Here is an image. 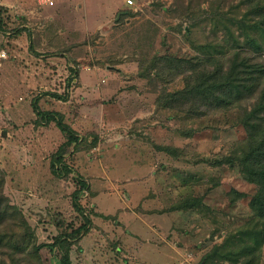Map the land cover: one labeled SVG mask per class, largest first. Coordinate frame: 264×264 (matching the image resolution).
Segmentation results:
<instances>
[{
	"label": "rangeland",
	"instance_id": "374dc122",
	"mask_svg": "<svg viewBox=\"0 0 264 264\" xmlns=\"http://www.w3.org/2000/svg\"><path fill=\"white\" fill-rule=\"evenodd\" d=\"M132 1L115 0L103 15L105 1L87 0L96 22L55 50L43 15L0 5V47L9 52L0 67V264H61L60 249L49 244L84 221L72 203L78 174L89 183L80 203L92 222L72 241V264H205L216 246L229 250L242 240L256 185L226 157L247 136L237 106L250 109L255 98L215 110L201 104L194 114L193 103L171 100V108L160 97L185 86L191 65L202 69L197 58L217 56L226 67L235 53L264 59L250 45L251 38L264 43L257 17L248 0ZM177 60L189 70L177 69ZM80 73L88 84L75 91ZM34 98L43 111L64 113L82 136L78 150L64 148L75 170L67 177L50 168L65 135L55 122L24 114ZM149 207L167 214L158 220L142 212Z\"/></svg>",
	"mask_w": 264,
	"mask_h": 264
},
{
	"label": "trees",
	"instance_id": "16d2710c",
	"mask_svg": "<svg viewBox=\"0 0 264 264\" xmlns=\"http://www.w3.org/2000/svg\"><path fill=\"white\" fill-rule=\"evenodd\" d=\"M247 3L250 5L251 13L257 17L256 25L264 34V0H248ZM24 30L32 39L31 30L29 28ZM250 45L256 52L264 54L263 42L251 38ZM166 61L168 67L172 68L169 66L170 59L166 58ZM195 63L199 67L202 66V69L195 71L198 67L195 64L191 65L194 70L192 78H187L185 86L169 93L165 97L166 99L162 98L161 100L160 97V105L173 108L175 102L182 104V107L187 103H193L194 107L190 112L200 114L201 104L207 106V109L215 110L220 107L228 108L234 102L239 101L240 103L245 98H255L250 109L241 104L237 106L242 115L241 124L245 127L247 136L240 141L239 147L229 157H226L230 165L241 166L248 179L256 185V191L252 197L255 205L253 218L249 226L243 227L238 232L242 236V240H238L239 243L234 238L235 242L232 241V247L229 250H222L223 246L220 245L216 246L212 253L206 254L205 264L213 263L212 260L214 261L216 258L228 260L230 264H259V252L264 245V59L257 60L256 56H243L242 53H235L234 57L229 58L227 67L223 60L217 56L206 59L197 58ZM175 66L183 73L189 70L184 67L181 60H177ZM72 71L76 72L74 69ZM72 78L71 75L67 78L69 87ZM52 96L60 100L66 99L65 95L60 93H52ZM171 100H175V102L173 103ZM38 102V98L32 100V107L38 118L40 117L48 123L55 122L66 137L65 142L52 156L50 168L53 174L67 177L75 170L65 161L64 148L74 144L78 150L82 136L78 135V132L65 122L62 113L43 111ZM162 149L167 152L177 151L176 147L170 145L163 146ZM75 180L78 187L73 192L72 203L84 221L70 233L66 232L56 237L57 240L49 244L58 246L60 249L61 264H72L71 249L74 244L72 241L81 239V236L88 232L92 222L80 203V192L89 189V183L80 174L76 176ZM190 203L191 201L184 202L183 207L195 206L198 200L193 199L191 205H188Z\"/></svg>",
	"mask_w": 264,
	"mask_h": 264
},
{
	"label": "crops",
	"instance_id": "0c3cea01",
	"mask_svg": "<svg viewBox=\"0 0 264 264\" xmlns=\"http://www.w3.org/2000/svg\"><path fill=\"white\" fill-rule=\"evenodd\" d=\"M100 1L106 2V0H100ZM105 2L103 3V7H102L103 9L100 12V14L103 15L105 12H108V10L111 9L112 5L115 3V0H109V2L111 3H109V6L107 7H104ZM36 4H39L36 0H0V5L15 10L19 14L28 15L29 17H31L30 13H32L33 16H35L36 14L38 15L40 14L45 17V27H46L45 38L49 50H55L66 47L73 41V39L77 40L76 37L79 36V34L83 35L84 32L87 31V29H89L92 25H94V22H96L95 16L98 17L99 15V14L98 15L95 14L94 16H92L94 17L93 19L89 18L88 13L90 11V7L88 9L87 0H54L53 5H41V4L36 5ZM39 10H41V12H39ZM73 28H75L76 30L79 29L77 34L75 33L71 34V32H69V29H73ZM33 38H34V34L32 33V40ZM4 64L6 65V62H4L3 65ZM5 67L6 66H4V68ZM82 77H83L82 73H80L79 78L81 85L78 86L75 91H77L78 89L83 90L87 86L88 83H84L86 80L82 79ZM27 113L29 119L38 120V116L33 110L32 102L30 104H27L25 107L24 114ZM62 114L64 115V113ZM20 116L22 115L19 114L18 117ZM46 122L47 121H44V123ZM67 123L72 124L70 122ZM58 129L59 127L57 126V130ZM58 131H60L61 132L60 134L62 135V131L60 129ZM149 208L150 209L142 208L141 210L143 213L147 212L148 214L154 215L155 217L158 216V220H160L161 217L167 214L162 209H153L152 207ZM138 209L140 208H137V210ZM137 210L136 213H138ZM157 225L158 224L152 225V228H155L156 230L160 231L162 229L161 227L163 226V224L160 223V226L162 225L161 227ZM166 235L167 232L163 237H166Z\"/></svg>",
	"mask_w": 264,
	"mask_h": 264
},
{
	"label": "built area",
	"instance_id": "2783aa9c",
	"mask_svg": "<svg viewBox=\"0 0 264 264\" xmlns=\"http://www.w3.org/2000/svg\"><path fill=\"white\" fill-rule=\"evenodd\" d=\"M41 5H53L54 0H36ZM130 4L133 3L132 0H127ZM9 59V52L6 48L0 47V67L3 65L4 61Z\"/></svg>",
	"mask_w": 264,
	"mask_h": 264
}]
</instances>
